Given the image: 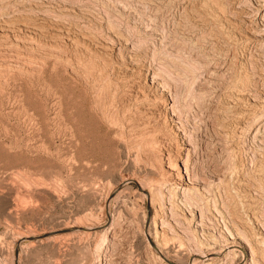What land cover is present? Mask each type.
<instances>
[{
	"label": "rangeland",
	"instance_id": "374dc122",
	"mask_svg": "<svg viewBox=\"0 0 264 264\" xmlns=\"http://www.w3.org/2000/svg\"><path fill=\"white\" fill-rule=\"evenodd\" d=\"M256 1L0 0L6 19L19 17L31 23H43V19L51 26L60 21L68 28V32L63 29L60 46L45 45L36 37L34 42L43 48L37 44L41 48H22L19 53L14 47L0 50V264H96L99 256L114 258L111 264H170L161 259L148 234L159 207L129 178L143 173L145 180L159 179L161 150L152 141L159 138L174 144L170 128L165 118L155 121L143 114L140 104L125 102L120 56H87L68 40H77L81 31L107 39L109 24L141 53L150 55L153 67H165L164 73L171 76L169 81L195 137L193 168L200 175L224 174L227 184L215 185L211 196L218 205L222 200L229 205L230 223L237 219L243 229L255 227L257 220L264 223V104H258L257 114L248 110L253 118L248 115L244 123L232 112L237 92L264 99V26L260 24L264 0ZM63 6L72 8L70 14L65 13L69 16L61 13ZM244 9L253 16L243 26L233 17ZM148 27L161 32L158 38H165V45L152 37ZM50 48L55 53L43 52ZM143 124L146 128H140ZM143 148L151 153L145 155ZM145 164L150 168L147 171L142 168ZM149 180L143 182L146 192L152 191ZM76 224L94 226L89 232L92 236H63L58 244L35 237ZM106 235L110 236L106 239ZM193 239L165 246L171 264H211L201 258L192 261V252L203 251ZM239 256H229L222 264H238Z\"/></svg>",
	"mask_w": 264,
	"mask_h": 264
},
{
	"label": "bare ground",
	"instance_id": "6f19581e",
	"mask_svg": "<svg viewBox=\"0 0 264 264\" xmlns=\"http://www.w3.org/2000/svg\"><path fill=\"white\" fill-rule=\"evenodd\" d=\"M3 1H6V0H3ZM19 2H20V0H19ZM22 2H23V0H22ZM212 2H215V1H212ZM26 3H28V2H26ZM68 3H70V2H68ZM68 3H66V5H68ZM260 3H258L256 1V4L261 5ZM7 4L9 6L10 3H7ZM17 4L15 3L16 6H17ZM19 4H21V3H19ZM22 4H24V3H22ZM22 4H21V6H22ZM59 4H61V3H59ZM215 4H216V2H215ZM252 4H253V2H252ZM11 5H12V3L10 4V6ZM15 5H13V6H15ZM222 5H224V4H222ZM68 6L71 7L72 5L69 4ZM68 6H63L62 7L63 8V9H61V13L62 14L63 13L64 14L65 13H69L70 14L72 8H70ZM217 6H219V5H217ZM253 6H254V4H253ZM3 8H4V6H3ZM6 8H7V6H6ZM13 8H15V7H13ZM30 8L28 10H30ZM0 9H1V7H0ZM220 9H222V8H220ZM224 9H225V7H224ZM257 9H260V8L257 7ZM1 10L2 11H5L4 9H1ZM8 11H9V9H8ZM32 11H34V10H32ZM45 11H46V9H45ZM74 11H75V9H74ZM10 12H9V14H10ZM41 12H43V11H41ZM223 12L224 11H222V13ZM50 13H51V11H50ZM250 13L248 12V10H245V9L244 10H240V11L235 12V15H234L233 18H235L237 20V23H240V24H242L244 26V25L249 24V23L252 22V16H253V14L251 15ZM69 14H67V15L69 16ZM233 14H234V12H233ZM34 15H36V14H34ZM65 15H63V16L60 15V17L61 16L64 17ZM72 15H70V16H72ZM84 15H85V13H84ZM1 16H3V17H1ZM4 16L5 15L3 14V12H0V50H2L4 48H8V47H9V49L11 47H14L15 50L18 51V53H19V50L20 49L22 50V48H24V49L25 48H31V47L36 48V49L41 48L42 47L41 46L42 44L35 43L34 42V39H36V37H38V39L40 41L45 42V45H47V44H49L51 46H53L54 44L57 45L58 43L60 44L59 41H61V38H62V37L60 38L61 34H63L65 32V30L63 32V29L66 26L62 22H60V21L59 22H56V23L53 22L54 25L51 26V24L48 25V21H43V19L41 20L43 23H37V22L36 23H33V22L31 23L29 21H23V19H20L19 17H15V18L11 19L10 18L11 16L9 15L10 16L9 19H6V18H4ZM27 16L29 17V15H27ZM44 16H45V14H44ZM56 20H57V18H56ZM110 23H112V22H110ZM234 24H235V22H234ZM260 24H262V26H264V19L263 18H262V22ZM72 25H73V23H72ZM237 25H239V24H237ZM76 26H78V24ZM113 26H114V24H113ZM239 26H241V25H239ZM243 26H241V27H243ZM81 27H83V26H81ZM148 28H149V30L152 29L150 27H148ZM67 29L68 28L66 27V30ZM69 29L71 30V28H69ZM102 30L105 31L104 29H101L100 32H102ZM146 30H147V28H146ZM152 30H153L151 32L152 37H154L155 39H157L160 36V33L161 32L159 30H157L156 28H154ZM106 31H107V39H97V38H94L92 36H89L88 35L89 33L88 34L86 33L87 35L84 34L85 31L84 32L81 31V32L78 33V35H76V36H78L77 37V40H74V38H69V36H68L69 39L68 38L67 39L69 40L70 43L73 44V47H75L78 51L79 50L80 51H83L84 54L85 53L87 54V56L88 55H91V57H92L93 55L94 56L95 55L98 56V54L99 55L100 54H102V55L103 54H107V55H110V58H112L111 56H116V58H118V59H119V56H120L122 58V64H121V67L120 66L119 67L121 68L120 71L122 73V79L124 78L121 81H122L123 88H124L125 95H126L125 102L128 103V105H130V104H134V105L135 104H137V105L140 104V106L139 105L138 106L139 107H143V110L141 109L142 112H143V114L149 116L150 119L152 118V119L155 120L157 117H163V118H165V123L167 124V127H169L170 128L169 130L171 131V139H173V141H174V144H172L171 143L172 141L170 142V140H169V144H168L167 141H165V140L160 141L161 139L159 140V138H155L157 140H154L152 138L153 139V141H152L153 143L152 144H154V146H155V144H157L158 145V148L161 150L159 152V154H158L159 157L156 156V157L159 158V163H160L159 179L156 178L157 180H154V181L151 180L152 182L149 180L150 178L147 179V180H145V178H142L143 173H142V175H137V176H132V177H130L131 175L129 176L130 179H134V180H136L138 182L139 189H140L138 191H140L142 193V195L144 194L145 196L150 197L149 200H151L152 203H155V204L157 203L156 206L159 207L158 211L155 213V216H154V218L152 219V222H151V225H152V228L153 229L151 228L152 229L151 232H150V228L148 230V234H149V237L151 238L150 239V242L152 243V246L159 253V256L162 257L161 259L164 258V260L166 262L170 263V264L173 263V262L166 255V253H165L166 252L165 251V246L168 247L169 243L173 244L174 242H181L182 245H183V242L186 241L188 238H192V239L194 238L193 240H195V241H197V243L201 244L202 245V248H203V251H201V252H197L196 251L197 249H196L195 250L196 252H192L191 253V257H192V261L193 262H195V260H198V259L201 258V259H203V261L209 260L210 261L209 263H211V264H222V262L223 263L225 262L223 260L227 259L229 256H239L240 255L241 256V260L239 261L238 264H264V226H263L264 223H261V221L259 222V220H257L255 222L256 223L255 227H253V228L249 227V229H247V228L246 229H243L244 227L243 228H240V226H238L237 219H236V222H235L237 224L230 223V221L227 219V217L230 216L228 214L229 210L227 211V209H226L229 205L226 203L225 200H222L223 198L221 199L222 201H221L220 205H218L216 202L213 201L214 199L211 196L212 195L213 188H214L215 185H220V184L222 185L223 183L224 184L226 183V182H224V180L226 181V179H224V177H225L224 174H221V173L218 174L216 172H213V171L210 172L209 171L206 174H203V175L201 174L200 175L193 168L194 166H193L192 157L194 156V154H196V147H197L196 146V143H195V137H194V134L192 132L193 130H191V128H190V124H189L190 121H188V119L184 117L186 114H184V112L182 110V106H181V102H180L181 99L179 98L180 96L179 95L177 96V94H175V92H174L175 89L173 88L172 84L169 81L171 79L170 78L171 76H168L169 73L168 74L166 73L167 75L164 73V71L167 72L166 69H164L165 67L164 68H156V67H153V65L151 63V58L150 59L148 58L150 55L148 56L147 54H144L143 52L141 53L140 48L138 46H134L133 43H132L133 45H131L130 44L131 42H128L130 40L129 38H128L129 39L128 41L125 40L124 37H123V35H121L122 34L121 33L122 31L119 32V33H121L119 35L115 31V28H113L112 25H110V24H109V27L107 28ZM67 32H68V30H67ZM164 33L166 35L167 32H164ZM102 34H103V32H102ZM261 34H264V33H261ZM98 35H101V34H98ZM62 36H64V35H62ZM94 36H96V34ZM162 36H163V34H162ZM65 37H67V36L65 35ZM104 37L105 36H103L102 38H104ZM160 38H158L157 40H159L162 43V45H165V43L163 42V41H165V38H164V40L163 39H160ZM170 41L172 42V40H170ZM173 41H175V40H173ZM153 42H154V40H153ZM66 43H67V41H66ZM37 44H40L41 47L39 45H37ZM142 44H141V46H142ZM137 45H138V43H137ZM67 47H69V45ZM169 47L170 46H168V48ZM173 47H175V46H173ZM173 47H171V48H173ZM141 48H143V46ZM164 48H166V50H167V47L166 46H164ZM61 49H63V48L61 47ZM40 50L41 49L38 50L39 51L38 53H40ZM45 50H47V49H45ZM51 50L52 49L50 48V50L48 49V51H43V52L48 55V54H50V51ZM174 50H175V48H174ZM28 51H30V50L28 49ZM147 51H149V50H147ZM1 52H3V51H1ZM171 52L168 51V53L170 55L172 54ZM178 52H180V51H178ZM29 54H31V53L29 52ZM34 54H36V53H34ZM3 55L4 54L2 53V57H3ZM45 56H44V58H45ZM49 56H48V58H49ZM56 56H57V54H56ZM22 57L24 58L23 55H22ZM35 57H34V59H37ZM53 58H55L54 55H53ZM39 60L40 59H38L36 61H39ZM70 60H72V59H70ZM2 62H4V61H2ZM33 62L34 61H31L30 63H33ZM30 67H31V65H30ZM175 91H177V90H175ZM250 95H252V94H250V92L249 93H241V95L238 92L235 93V96H234V99L235 100L232 102V103H235V104L233 105L232 112L234 113L235 119L237 121H239L240 123H244L245 120H246V117L248 115H250V113L247 112L248 110H254V113H255V111H257L260 108V107L258 108V106H259L258 104L259 103H261V104L263 103L264 104V99H262L261 101H259V99H261V98H259V99L258 98H254V96L252 97ZM248 99L251 100V102L249 101L250 102L249 103L250 105L246 106L245 105V102ZM124 106H126V105H124ZM127 109H129V108H127ZM251 113H252V111H251ZM255 114H257V113H255ZM109 115H110V113H109ZM187 116H188V114H187ZM155 121H158V119H156ZM247 121H249V120H247ZM239 125H241V124H239ZM145 126H146V124H143L142 126L140 125V128L145 127ZM159 126H161V125H159ZM150 127H152V126H150ZM244 127H246V126H244ZM141 137H143V136L141 135ZM137 138H138V136H137ZM164 138H166V137H164ZM135 140H136V138H135ZM141 142H142V140H141ZM139 143H140V141H139ZM150 143H151V141H150ZM143 144H144V142H143ZM166 145H167V147H166ZM141 147H144V145L141 146ZM158 148H156V149H158ZM148 149H150L149 146H148ZM143 150L145 151L144 148H143ZM149 151H150L149 153H151V150H149ZM153 152H152L151 156L153 155ZM138 153H137V155H138ZM145 153H146V151H145ZM149 153H146L145 155H147ZM152 157L154 158V156H152ZM146 159H147V156H146ZM166 159H167V161H165ZM149 160H150V158H149ZM154 160H155V158H154ZM142 168H143L144 171H147V169L149 167H147V165L145 164ZM148 180L150 181L151 186H152V188L150 189L152 191H150V192H146V186L143 183L144 181H147L148 182ZM216 187H218V186H216ZM220 188H221V186H220ZM116 191H117V188H115L112 191V193H116ZM227 191H229L228 190V187H227ZM227 191H226V193H227ZM111 194H110V196H111ZM228 196H229V194H228ZM225 197H226V195H225ZM157 200H158V202H156ZM211 202H213L212 203L214 205L213 208H211V205H212ZM226 204L228 206H226ZM219 207H221V208H219ZM211 210H214L215 212H211ZM237 210H239V209H237ZM237 213L239 214V211ZM240 217L241 216L239 215L238 218H240ZM255 217H257V216H255ZM231 218H233V217H231ZM234 218H235V216H234ZM252 220H254V219H252ZM158 221H160L161 225H158ZM239 221H240V219H239ZM246 222H248V221H246ZM247 225L248 224H246V226ZM65 227L62 228V229H60V230H58V231L50 232L48 234L40 235L38 237L35 236V237H36L37 241L40 240L42 242V239H43L46 242L48 241V242H53L54 244H56L57 243V239H59V241L61 239L59 237H63V236H70L71 237L73 235L76 237V236H79L80 234H82V235L83 234L85 235L87 233L89 234V232L91 231V229L94 226H89V225H84V224H76V225L68 226L66 228ZM148 227H151V226L148 225ZM101 232L103 233V230ZM89 235H91V233ZM107 236L108 235H106V239H107ZM79 238H80V236H79ZM32 239H34V238H32ZM100 239H102V238H100ZM100 239H99V241H100ZM103 239H104V237H103ZM74 240H76V239H74ZM78 240H80V239H78ZM110 241H112V240H110ZM104 242L107 243L109 241L108 240L105 241V239H104ZM102 243H103V241H102ZM32 244H35V242L34 243L32 242ZM79 245H80V243H79ZM182 245H179V246H182ZM198 245H197V248H199ZM100 247H104V246H101L100 245ZM100 249L101 248H99V250ZM57 250H58V248H57ZM103 250H104V248H103ZM100 251L102 252V250H100ZM98 254H100V253H98ZM109 256H110V254H109ZM113 259L111 260V258H110L111 261H109L107 259V257L104 258V256H99L98 262L97 261H95V262H97L96 264H111L112 262H114ZM115 259H116V257H115ZM235 259H237V257H235ZM94 260H95V258H94ZM232 260L234 261V257L232 258ZM70 261H72V260H70ZM195 263H197V262H195ZM235 263L232 262V264H235Z\"/></svg>",
	"mask_w": 264,
	"mask_h": 264
}]
</instances>
